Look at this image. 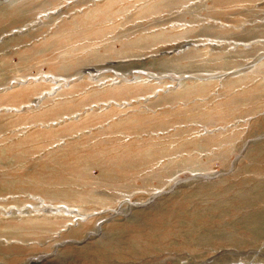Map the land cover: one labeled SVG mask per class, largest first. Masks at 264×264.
Wrapping results in <instances>:
<instances>
[{
    "label": "rangeland",
    "instance_id": "374dc122",
    "mask_svg": "<svg viewBox=\"0 0 264 264\" xmlns=\"http://www.w3.org/2000/svg\"><path fill=\"white\" fill-rule=\"evenodd\" d=\"M0 264H264V0H0Z\"/></svg>",
    "mask_w": 264,
    "mask_h": 264
},
{
    "label": "bare ground",
    "instance_id": "6f19581e",
    "mask_svg": "<svg viewBox=\"0 0 264 264\" xmlns=\"http://www.w3.org/2000/svg\"><path fill=\"white\" fill-rule=\"evenodd\" d=\"M23 30V29H22ZM34 79H37V77H35ZM22 80V79H21ZM25 82H27V79H25V80H22V83H25ZM33 82V79L31 80V83ZM31 83L30 84H28L27 86H25V88H29V87H31L30 85H31Z\"/></svg>",
    "mask_w": 264,
    "mask_h": 264
}]
</instances>
